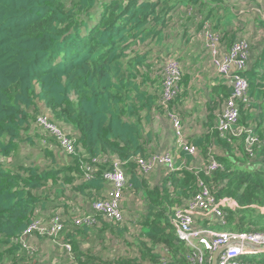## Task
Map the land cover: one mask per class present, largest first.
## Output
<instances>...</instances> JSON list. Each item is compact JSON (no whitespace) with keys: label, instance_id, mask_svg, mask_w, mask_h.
I'll return each instance as SVG.
<instances>
[{"label":"trees","instance_id":"obj_1","mask_svg":"<svg viewBox=\"0 0 264 264\" xmlns=\"http://www.w3.org/2000/svg\"><path fill=\"white\" fill-rule=\"evenodd\" d=\"M182 9L188 14L194 9L195 15L186 16L193 21L185 20L175 29V17ZM235 16L225 0H0V156L7 159L0 160V264H143L141 258L150 264H162L164 259L168 264H193L189 258L193 251L178 238L172 216L174 207L198 192L200 180L218 201L227 200L221 205L224 222L205 219L203 226L264 231V17L255 22L262 36L254 60L240 71L248 89L247 99L237 101V124L248 131L234 135L217 129L216 111L234 92L218 73L206 86L203 131L188 137L205 155L213 145L221 148V155L213 154L218 169H189L197 153L176 147L180 168L166 170L157 180L150 176L153 171L144 174L136 161L153 153L146 124L164 109L159 103L161 90L154 86L157 80L151 77V62L170 55L177 38L189 40L190 23L195 21L197 29L210 22L232 43L237 35ZM188 68L182 69L184 90L191 80ZM45 110L52 121L72 131L76 150L67 158L60 159L49 148L60 144L37 122ZM36 127L43 130L50 164L7 163L22 142L34 143L30 133ZM248 134L259 140L252 153L246 149ZM114 158L127 174L126 191L145 205L137 220L141 258L105 259L91 246L82 248L83 242L101 237L107 229L117 227L123 233L122 222L101 220L99 226L89 228L75 225L68 214H61L64 228L58 236L71 245V250L62 246L63 261H45L37 245L31 252L16 240L35 218L68 208L69 193L86 201L105 197L104 171L112 167ZM88 165L96 169L85 178ZM252 258L264 261V252Z\"/></svg>","mask_w":264,"mask_h":264},{"label":"built area","instance_id":"obj_2","mask_svg":"<svg viewBox=\"0 0 264 264\" xmlns=\"http://www.w3.org/2000/svg\"><path fill=\"white\" fill-rule=\"evenodd\" d=\"M209 24V26H205ZM207 53L210 61L215 65L217 72L233 86V94L225 101L224 107L218 117L217 129L222 134L232 133L240 135L248 129L239 126L238 100H246L248 81L240 74L249 65L250 43L242 38L232 42L226 53L221 50L222 35L212 29L210 22L203 25ZM181 79V67L178 63H171L162 81V90L159 103L164 109L169 110L171 101L176 97L177 85ZM170 119L176 135V148H183L196 154L198 149L184 139L182 119L170 110ZM41 126L49 134L53 135L67 154L75 153V139L47 115H39L37 118ZM256 134H248L246 137L247 151L252 153L254 147L259 145ZM176 159V158H175ZM174 159V151L152 153L149 158H137L141 171L150 174L157 165H162L168 171L179 169ZM100 158L94 159L98 162ZM103 160H106L104 157ZM102 161V160H101ZM113 165L104 171V178L108 184L106 196L91 202L90 209L83 211L74 217L77 226L96 227L101 220L121 223L125 220V208L123 205L124 192L129 187L127 174L122 162L114 158ZM219 163L211 154L207 171L218 169ZM85 178H88L95 166H86ZM200 188L184 205L176 206L173 210L172 222L179 239L185 241L193 251V264H204L206 260H212L214 253L219 251L217 264H264L262 260L252 257L264 252V231H228L214 228L199 227L196 222L201 216L210 221L224 222L222 204L227 200L218 201L210 188L203 180L199 182ZM64 228V219L61 213H54L49 218H35L16 240L27 247L31 252L37 249L31 240L34 236H42L58 240V236ZM61 246L71 250L69 243L60 242ZM209 255V256H208ZM77 264V263H75ZM162 264H168L167 259ZM179 264V263H175Z\"/></svg>","mask_w":264,"mask_h":264},{"label":"rangeland","instance_id":"obj_3","mask_svg":"<svg viewBox=\"0 0 264 264\" xmlns=\"http://www.w3.org/2000/svg\"><path fill=\"white\" fill-rule=\"evenodd\" d=\"M225 2L226 5H228L236 15L233 30L237 31V35L234 40H236L237 38H242L250 43V64L254 60L255 50L262 36V31L259 29L255 22L258 20V17H264V0H225ZM193 11L194 9H191V11L189 10L188 14V11L182 9L175 17L176 21L174 28H180L181 22L189 20L186 16L189 15V18L195 15ZM197 15V20H199V17H201V15L199 12L196 13V17ZM189 21H193V19H190ZM196 22L197 21H195V23H190L188 36H191L189 40L177 38L175 47L172 46L170 49V52H172L170 55L163 54L161 58H156L151 62V77L154 78V80H157L154 86L156 89L159 87V91L162 90L161 84L171 63H178L180 65L181 78L182 69H184L186 65L189 67L187 71L191 75V80L187 90H184V87L181 85V79L177 85L178 92L176 97L179 94H183L181 99H178L175 103H173L174 99L176 98L174 97L173 101H171L169 110L161 109L156 111L154 113V118L152 119V121L146 124V132L148 133V135H150L151 146L154 149L152 150L153 153L168 152L171 150L175 151V147H177L176 135L170 119V110L176 112L182 119L184 139L186 141L188 140V137L191 139L195 136H198V134L203 131V128L205 126L204 122L206 121L208 113V91L206 86L209 83L214 82L218 72L215 68V65L210 61L207 53L204 36V31L207 28L203 26L200 29H197ZM205 26H209V24ZM212 29L214 28L212 27ZM231 45L232 43H228V38H224L222 36V53H226ZM159 94H161V91L159 92ZM224 104L225 102L223 103L221 108L216 111L217 118L219 117ZM43 114L47 116L50 115L47 110H45ZM63 129L67 134L72 133L70 129H67L65 127H63ZM42 131L38 127L32 130L30 135L33 138L34 143L22 142L20 144L19 152L16 155L12 156V159L7 163H35L41 165L42 167L50 164L51 158H49V156L45 152L47 142L42 140ZM38 133L40 135H38ZM49 148L53 149V151L57 153L60 159L68 157L67 153L62 149L60 145L52 143L49 144ZM211 154L221 155L222 150L217 145H213L209 148L206 155L203 152L201 153L198 151L194 161L189 165L188 168L204 169L209 163V157ZM237 154L238 156H241L239 152ZM174 159L176 160V164L178 165V163L180 162L177 161L175 152ZM0 160L7 161V159H3V157L1 156ZM250 163L252 165L253 161L251 160ZM165 171L166 169L162 165H157L150 176L156 177L157 180L159 179V177H163V173ZM69 194L68 197L70 206L68 208H64L63 210L62 208H58L59 213H61L63 217L67 214L68 216L71 215V217H76L81 212L88 211L90 209L92 200L86 201L85 198H82L78 193ZM123 205L125 208V220L121 223V225H119L120 228L124 229L123 233L120 232L121 230H118L117 227L113 229H107L103 234H101V237L95 238L94 236H91L93 239H89L83 242L82 248L87 249L91 246L90 248H93L98 255H101L105 259H113L117 256L129 258L140 257L136 246V240L138 238L137 230L139 229L137 220L140 216L139 213H142L145 210V205L141 198H139L138 196L136 197V195H132L131 192L128 193L127 191L124 192ZM65 210H67V212H65ZM49 215L42 214L40 217H45L48 219ZM205 219L206 217L201 216L197 220L196 224L199 227L206 228V226H203ZM33 239L37 240V242H35L34 240V243L37 245L38 254L42 259L47 261L55 258L59 259V262L64 260V256L66 255V253L62 246L56 245L55 242L46 237L36 235L33 237ZM60 241L61 240L58 239V243ZM141 262L143 264H150L142 258Z\"/></svg>","mask_w":264,"mask_h":264},{"label":"water","instance_id":"obj_4","mask_svg":"<svg viewBox=\"0 0 264 264\" xmlns=\"http://www.w3.org/2000/svg\"><path fill=\"white\" fill-rule=\"evenodd\" d=\"M218 255H219V251H216L214 253V256H213L211 264H217Z\"/></svg>","mask_w":264,"mask_h":264},{"label":"crops","instance_id":"obj_5","mask_svg":"<svg viewBox=\"0 0 264 264\" xmlns=\"http://www.w3.org/2000/svg\"><path fill=\"white\" fill-rule=\"evenodd\" d=\"M35 238H37V237H35ZM34 240H35V239H33V240H31V241H32V243L35 245ZM35 242H37V240H35ZM50 246H51V244H50Z\"/></svg>","mask_w":264,"mask_h":264}]
</instances>
